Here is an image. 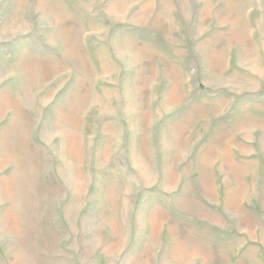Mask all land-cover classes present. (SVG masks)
Wrapping results in <instances>:
<instances>
[{"label": "rangeland", "instance_id": "1", "mask_svg": "<svg viewBox=\"0 0 264 264\" xmlns=\"http://www.w3.org/2000/svg\"><path fill=\"white\" fill-rule=\"evenodd\" d=\"M0 264H264V0H0Z\"/></svg>", "mask_w": 264, "mask_h": 264}]
</instances>
